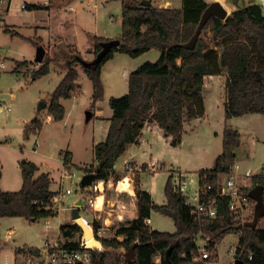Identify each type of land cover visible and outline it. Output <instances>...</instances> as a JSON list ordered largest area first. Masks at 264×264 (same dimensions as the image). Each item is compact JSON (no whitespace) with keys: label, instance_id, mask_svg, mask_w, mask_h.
I'll return each mask as SVG.
<instances>
[{"label":"trees","instance_id":"trees-1","mask_svg":"<svg viewBox=\"0 0 264 264\" xmlns=\"http://www.w3.org/2000/svg\"><path fill=\"white\" fill-rule=\"evenodd\" d=\"M120 1L119 46L110 50L100 63L89 67L80 64L79 55L75 52L66 58V73L51 94L48 112L53 121L63 120L65 110L60 99H70L76 92L79 77L77 66L92 84L91 101L95 105L104 97L101 69L115 52L134 59L157 49L160 55L155 62H145L128 74L127 93L109 99L112 116L107 136L93 147L96 165L89 166V172L95 175V180L118 181L119 176L113 168L115 161L128 145L138 142L144 124L155 122L164 135L171 138V145L179 146L184 122L205 116L202 95L204 78L219 75L225 70L222 150L213 168L198 172L202 198L215 199L217 217L202 222L192 216L185 204V197L173 191L171 176L164 187V205L154 203L151 195L140 189L137 182L136 218L116 224L113 227L114 236L110 238L98 235L101 225L93 220V238L100 248L93 244L88 249L90 264H193L196 255L193 239L199 233L208 237L209 261H214L216 246L226 235L239 231L241 234L234 258L242 264H264V228L259 227L264 212L256 210L251 197L252 190L261 186L264 206V174L252 176L250 187L244 190L252 202L253 212L250 221L243 226L240 221L231 218L227 206L229 198L217 194L219 175L231 169L240 147V134L229 128L226 121L246 114L264 115V12L257 5H248L233 11L225 20L211 16L202 27L198 39L190 46L202 14L209 6L205 0H181V8H159L152 4L143 6L141 0ZM38 7L32 5L29 10ZM208 30L213 35L212 45L203 38V33ZM108 40L93 37L92 53L96 55L101 50L100 44ZM51 62L50 58L45 57L31 71L32 77L37 80L45 76ZM21 65L18 63L17 67ZM40 128L41 123L33 120L23 133L35 134ZM63 160L68 167L70 160L67 154ZM19 168L22 178L20 190L0 191V220L24 217L37 221L53 216L51 200L55 194L49 190V175L41 173L36 176L37 166L27 160H21ZM152 212L172 219L175 232L163 233L150 229L145 219L150 218ZM76 229V225L60 227L65 237H70L71 230ZM66 246L78 248L76 243L71 242ZM119 249H123L125 254L116 255L108 251ZM29 250L36 251L33 248ZM21 252L23 249L17 250V254ZM250 255L252 258L249 260Z\"/></svg>","mask_w":264,"mask_h":264},{"label":"rangeland","instance_id":"rangeland-1","mask_svg":"<svg viewBox=\"0 0 264 264\" xmlns=\"http://www.w3.org/2000/svg\"><path fill=\"white\" fill-rule=\"evenodd\" d=\"M24 1L28 4L34 5L39 0ZM150 1L157 7L163 6L164 4L166 5L168 1L171 4H167V6L174 7V2L176 0ZM205 1L208 4L211 2H220L230 15L233 10L251 5L253 0ZM21 2L22 0L11 1L8 10V14H10L8 22L18 26V32L25 37L33 36L35 31L34 27L40 26V28L37 29L36 34L40 37L42 43L47 41L50 34L47 29L48 27L54 34L61 38L70 35L72 43L78 45L83 43L84 47L90 43V41L88 42V37L95 34L107 35L111 38H119L121 34L122 7L120 0H109L107 3H103V0H65L63 6L60 8H50L49 11L41 10L36 12L28 11L29 8L24 12L20 11L19 7ZM54 2L55 0H49V6L54 5ZM68 7L73 8V11H68ZM212 37L213 35L210 30L203 33L204 40L210 45L213 44ZM33 39L34 38H31L32 41L29 42L19 36L11 37L6 33L0 32V62L5 65L4 71L0 73V179L2 190L11 189V186H4L3 182L12 184L20 181L19 162L21 160H27L36 165L41 163L49 164L51 167L53 166L52 168H54L55 171H57L60 166V163H58L59 152L67 149L73 153L74 161L76 163L81 164L84 162H92V150L89 145L85 146L83 139L84 136L87 135L84 133V130H91L93 121H87V113L90 111L85 112L86 110H83L84 108L82 107L78 111L76 118L75 116H72L68 119L69 124L67 123L66 127H63L62 123L45 126L37 143L36 139L38 136L30 135L28 139L24 138L22 121L27 119L31 110H36L40 103H47L50 101L51 97L48 78L43 79L40 82L37 80L31 83L30 78H24L17 74H13L10 70V61L12 59L19 61L28 60L31 52H34L35 55L36 46L33 42L36 40ZM50 45L52 46V44L46 46L47 52L45 57L50 58L53 63H64L65 58L71 56L63 54L64 42H59L54 45L52 49ZM67 52L72 54L74 51L69 47ZM158 55L157 49H152L134 59L125 54L118 53V55L114 57L116 59L105 66L104 79L107 81L106 83L108 85L105 89V97H111L113 91L116 93H123L116 97L125 95L128 91V83L127 78L122 76L123 69H127L128 72L135 71L145 62H155ZM23 66L22 63L21 66H15V68L18 70ZM28 72H30L28 67L26 70H19V73L27 74ZM84 81L90 85L88 80L84 79ZM108 82L113 84V88L109 86ZM82 85L83 88L81 90L82 94H80V98L83 99L86 97L85 99L88 103V95L90 91L86 92L85 84L83 83ZM204 85L202 95L204 96V102L207 108V120L202 123H194L196 130L193 134L190 133L185 137L182 152L177 153L174 151L173 154L175 156L169 154V157L171 156L172 158L170 159L166 157L167 165L165 168L159 170L157 175L154 177H151L148 174L143 175L142 182L145 183V187L152 188L154 200L160 205L166 203L163 188L170 170L180 167L184 172H188L190 174L188 179L194 181L195 188L198 182L197 173L192 171L213 168L216 157L221 153L222 131L225 123L223 115V89L225 87V80L224 78H210L205 81ZM66 104L67 107H69L72 102H67ZM6 108L10 109L8 113L5 111ZM74 118H79V124H71L75 120ZM28 121L31 122L32 118ZM227 124L230 128L236 129L240 134V147L237 150V159L235 158V161L238 166H240L241 172L248 173V175L251 174L252 176L263 174L264 115L252 114L241 118L233 117L227 122ZM5 141H8L10 145L7 146L2 144ZM34 148L37 149V153L32 151ZM48 155H51V158H48ZM139 168V170L133 171L134 179L136 180L138 179L137 173L141 171L146 173L150 172V170H145L141 166ZM61 176L63 177L61 180L62 191L68 189L72 192V195L64 196V198L61 197V200H63L64 203V205H62V208L65 210L64 217L69 218L71 202L76 199H81V188L79 183L82 177V172L79 169L72 167L69 172L62 173ZM127 181V179H124L120 184V188L125 187ZM110 195L111 191H108L106 196L109 197ZM86 212L88 217H83L86 221L93 222V220H98L96 218L97 215L89 205L87 206ZM252 212L253 210L251 208L250 212L244 216V222L250 221L252 218ZM80 215H82V212H80ZM58 221L59 216L49 219H39L30 224L24 218H3L0 223V264H18L20 262V256H14L13 250L15 245L26 243L28 245L41 247L43 241L46 239L45 224L48 223L50 225H55ZM97 222L101 225L98 230V235L100 237L110 238L114 236L115 229L113 227L116 224L106 226L102 217H100ZM105 222L109 223L108 221ZM70 223V220L65 222V224ZM150 226L151 229L158 232L173 233L175 231L172 219L156 212H152L151 214ZM259 227L264 228V219L259 221ZM9 229H14L15 234L10 238H7V231ZM71 232V236H64L63 240L65 243H76L78 247L82 246L86 239V234H89L88 231L85 232L80 230L78 226L75 231L71 230ZM237 241V234L226 235L217 248L219 256L218 260L216 262L212 261L213 263L211 264H234L235 259L232 260L234 256H232V252L229 251V248L232 247V249H234ZM86 242L90 243V245L96 244L100 248L99 243L94 241L93 235L92 238L88 239ZM108 251L116 255L125 254L123 249ZM158 261L159 259L156 258V262Z\"/></svg>","mask_w":264,"mask_h":264},{"label":"crops","instance_id":"crops-1","mask_svg":"<svg viewBox=\"0 0 264 264\" xmlns=\"http://www.w3.org/2000/svg\"><path fill=\"white\" fill-rule=\"evenodd\" d=\"M61 1L62 0H55L54 5L49 6V0H39L37 3L34 4L36 6H39L38 9H30L28 11H30V12L35 11L36 12V11H41V10L49 11L50 8L57 9V8H60L61 6H63L65 0L62 2ZM108 1L109 0H103V3H107ZM22 2H25V1L22 0ZM151 4L154 5V3H152V2H151ZM167 4H171V3H169L167 1L166 5L164 4L163 6H159V8H181V0H176L174 2V5H175L174 7L173 6H167ZM28 6L31 7L32 4H28ZM1 9H2V11L0 14V32L6 33V34L10 35L11 37L19 36L20 38H24V39L28 40L29 42L32 41L31 38H34L33 40H36L33 42V44L36 46L35 55H34V52H31L30 58L28 60L19 61V60L12 59L10 61L11 73L17 74V75L22 76L24 78H30L31 83H33L37 80L40 82L43 79L48 78L49 79L48 83H49V88L51 90V92H50L51 94L54 91V89L57 87L59 82L63 79V77L66 73L65 61H64V63L63 62H61V63L54 62L53 63V61H52L49 65L48 73L45 76H43L42 78L37 79V80H35L32 77V72H28L27 74L19 73V70L23 71V70H26L27 67L28 68L33 67L34 66L33 64H37L36 66L38 67L39 64H41V62L45 58V55L47 52V50H46L47 45L52 44V46L50 45L51 49H52V47L54 45L58 44L59 42H64L65 45L63 46V54L72 55V54L67 52L69 50V47H70L84 61H92L93 58L95 57V55L92 53V50H93L92 39H93V37L106 38L109 40L120 38V36H119V38L118 37L117 38L116 37L111 38V37H108L107 35L104 36V35H96L95 34L91 37H88V42L90 41V43H88V45L86 47H84L83 43L81 45H78L76 43H72V41L70 40L71 39L70 35L66 36L64 38H61V37L57 36L56 34H54L53 31H51L48 27L47 29L49 30L50 34L48 36L47 41L45 43H42V40L36 34L37 29L40 28V26L34 27L35 31H34L33 36L25 37L18 32V26L14 25L11 22H8L9 15H10V14H8V10H9L8 5L2 4ZM68 11L72 12L73 8H72V10L68 9ZM233 11H235V10H233ZM40 47H42L44 49V55H43L42 61L40 63H37L35 61V58H36L37 50ZM158 54L160 55L159 51H158ZM117 55H118V52H115L113 54L112 58H110L103 65V67L101 69V81H102V85L104 88V97H103L102 101L97 102L95 105L92 104V101H91L92 84H91L90 80L86 77V75L84 74L83 70L77 66L79 77H78V80L76 81V84H77L76 92H74L73 96L70 99H60V104L63 106V108L65 110V115H64L63 120L58 121V122H55L52 120V117L48 112V107L50 104V101H48L47 103H43V104H45L44 106L42 105V103H40L39 106L37 107V109L31 110L27 116V119H24L22 121V123H23V127H22L23 130L22 131H24L25 127L30 126V124L33 120H36L39 123H41V128L35 134L24 135V133H23L25 139H28V137L30 135H33L36 137L38 136L36 139V143H37L39 140V136H40V134L43 131V128L45 126H50V125H53L55 123H62L63 127H66L67 123L69 122L68 119L72 116H75V118H76L78 111L81 109V107L84 108L83 110H86L85 112L90 111L89 113L91 114L90 115L91 117L89 119H87V121L92 120L93 126H92L91 130H84V133H86L87 135L84 136L83 140H84L85 146L89 145L90 149L92 150V159H91L92 162H89V163L84 162V163L78 164L74 161L73 153L66 149L65 151L59 152L58 163H60V166H59V169H57V171H55L54 168H52L53 166L51 167L49 164H45V163H41L39 165L35 164L38 168V171L36 172V176L40 175L41 173H47L49 175V178L51 180L49 190L53 194H57L60 191L65 192V191H62V189H61V183H62L61 180L63 178L61 176V174L66 173V169L63 165L64 160L62 159V157L65 154H67V156H69V160H70L69 164L74 168L82 169L86 166H90V167L92 166L93 167L96 165V162L94 160V155H93V147L95 144L103 142L106 139L108 128L110 125V118L112 116V110L110 108H107V107H109L108 101L110 98H112L114 96L116 97V96H120L123 94V93H116L115 91H113V95L111 97H105V89L108 86L106 83L107 81H105V79H104L105 66L109 62H112L114 59H116L114 57H116ZM159 55H158V57H159ZM67 57L69 58L70 56H67ZM55 58L58 59L57 57H55ZM65 60H66V58H65ZM18 63H24L25 65L23 67H21L20 69L16 70L15 66H17ZM24 67H25V69H24ZM1 72H3V71H1ZM124 72H127V74H129L133 71L128 72L127 69H123V73ZM123 73H122V76H123ZM221 73L219 75H216V76H206L203 80V89L205 86L204 83L207 79L224 78V80H225V77H226L225 70H222ZM84 79L88 80L90 82V85L87 84V82H85ZM83 83L85 84V91L86 92L90 91V93L88 95L89 96V102L88 103L85 99L86 97H84L83 99L80 98V94H82L81 90L83 88V85H82ZM108 84L110 87L113 88V84H111L109 82H108ZM223 91H224V89H223ZM48 93H49V91H48ZM223 97H224V95H223ZM203 98H204V96H203ZM67 102H72V104L69 107H67V104H66ZM204 106H205V116L204 117L198 118V119H192V120H188V121L184 122L183 132H182V137H181L182 138L181 143L177 147H173L171 145V138L166 137L163 133V130L155 122H146L144 124L142 130H141V135H140L138 142L136 144L128 145L125 152L115 161L113 168H114L115 173L119 176L118 181H114L113 179H109L107 182H105L103 180H95L90 186H86L83 188L80 186V188H81L80 189L81 190L80 191L81 199H79V200L76 199V200L71 202V206H70L71 210H70L69 218L66 217L67 218L66 219L64 217L65 216V213H64L65 210H64V208H62V205H64L63 200H61V202L58 205H54L55 208L53 209L54 210L53 216L48 217V218H42V219H49V218H55L56 216H59V221L57 222V224H55V225H50L48 223L45 224V229H46L45 238L46 239L43 241L42 246L44 245V243L47 240L53 239L55 237L59 238V241L61 244L66 245V243H69V242H66V243L64 242V240H63L64 235L62 234L60 227L62 225H72V221H73L72 212L75 209L78 211V217L79 216L88 217L87 212H86V209L88 206V200L89 199L94 200V203H95V200H96L95 197L98 194H101L102 198H103L102 209H101V211H97L94 207L93 211L97 215V216L96 215L95 216H96V218H98V220L100 219V217H102L103 222L105 223L106 226L111 225V224H118L120 222L132 220V219L136 218L137 206H136V200H135V187H136L137 182L140 186V189L147 191L151 195L153 202L156 203L154 200V195H153L154 193L152 191V188L151 187H148V188L145 187V183L142 182L143 181V175L148 174L151 177H154L155 175L158 174L159 170L166 167V165H167L166 164V157H168L170 159L172 158L171 156L169 157V154H171L172 156H175L173 154L174 151H176L177 153L182 152V148L184 147L183 143L185 141V137H187V135L190 133L193 134V132H195V130H196V126L194 123L195 122L196 123H202L203 121L207 120V118H208L207 108H206L205 102H204ZM5 111H6V113H8L10 111V109L6 108ZM223 115H224V105H223ZM247 115H252V114H246V115H243L240 117H234V118H241V117H245ZM253 115H257V114H253ZM31 118H32V121L31 122L28 121V120H31ZM231 119L232 118L228 119L226 121V124ZM224 121H225V119H224ZM71 124H79V118L75 119ZM224 126H225V123H224ZM227 126L229 127L228 124H227ZM234 130H236V129H234ZM2 144L7 145V146L10 145V143L8 141L3 142ZM32 151L37 153L36 148H34ZM48 158H51V155H48ZM236 159H237V151H236ZM234 164L238 166L236 161ZM140 166L145 170H147V169L150 170V172L146 173L144 171H141V172L137 173L138 179L136 180V179H134L133 171L139 170ZM61 167H62V169H61ZM156 169H157V171H156ZM238 169L241 172L240 166H238ZM173 170H180V172L185 174L187 179H188V176L190 175L188 172H184L183 170H181L180 167H178L177 169H173ZM200 171L201 170L192 171V172L197 173V179H198V172H200ZM241 173L248 174V173H244V172H241ZM171 174H173L172 170L169 171L168 177L171 176ZM84 175H86V174L82 173V177ZM19 176H20L19 182H14L12 184L7 183V182L6 183L3 182L4 186H11V189H5V190L1 189L2 185H1V179H0V191H2V192H16V191L20 190V188L22 186V178H21L20 168H19ZM82 177H81V179H82ZM173 178H174V176H173ZM124 179H127L128 181L126 182L127 185L125 186V188L122 189V188H120V184L122 181H124ZM100 182H102V184H103L101 190L98 188ZM164 187H165V185H164ZM108 191H111V195L109 197L106 196V193H108ZM163 191H164V188H163ZM69 195H72V192H70V194L63 195V198H64V196H69ZM156 204H158V203H156ZM158 205H160V204H158ZM80 212H82V215H80ZM14 218H24V217H14ZM149 219H150V223L148 224V226L151 229V226H150L151 215H150ZM1 220H0V223H1ZM25 220L28 221L29 224L34 222V221L27 220V219H25ZM68 220H70L71 223L65 224V222H67ZM105 221H108L109 223H106ZM52 229H53V231H56V232H53ZM14 234H15V230L9 229L7 231V238H10ZM92 235H93V232H92L91 236ZM218 245L216 246V259L214 260V262H216L218 260V257H219L218 253H217ZM38 247H40V246L28 245L26 243H23L20 245L19 244L15 245L14 250H13L14 256L16 257V256L20 255V253L17 254V250H20V249L24 250V249H30V248L38 249ZM211 263H213V262L209 261V264H211Z\"/></svg>","mask_w":264,"mask_h":264},{"label":"built area","instance_id":"built-area-1","mask_svg":"<svg viewBox=\"0 0 264 264\" xmlns=\"http://www.w3.org/2000/svg\"><path fill=\"white\" fill-rule=\"evenodd\" d=\"M12 0H0V14H1V5H8L10 7ZM251 5H257L262 11H264V0H253ZM28 3L22 2L20 4V11L24 12L28 10ZM72 10L71 7L68 8ZM37 64H34L33 67L29 68V71H33L37 68ZM5 65L0 62V72L4 71ZM127 72L123 73V76L127 77ZM63 159V157H62ZM64 165V163H63ZM66 172L72 168L69 164L68 167L65 166ZM84 174H93L90 173V167L86 166L82 169H79ZM171 174V186L174 192L179 193L185 197V204L190 209V214L194 216L198 221L206 222L214 220L217 217V204L215 199H204L202 198L203 189L200 187L197 182V186L194 188V181L192 179H187L185 174L180 172V170H172ZM264 174V173H263ZM174 176V178H173ZM251 177L248 174L240 173L237 165H233L231 169L223 174L219 175V187L217 189V194L219 196H226L229 198L228 209L231 213V218L234 221H240L243 226L245 222L243 221L244 216L247 215L251 208L252 202L249 196L244 191L249 188L251 185ZM81 180V179H80ZM264 180V176H263ZM190 193H189V192ZM70 190H65V192H58L55 194L51 200L52 209L55 208L54 205H58L61 202V197L66 194H70ZM88 205L94 209V200L89 199ZM98 219V218H97ZM85 227H83L82 225ZM150 219H145V224H149ZM72 225H76L80 230L88 231L89 234H86V239L82 246L78 248H72L61 244L59 238L55 237L53 239L47 240L44 245L36 251H31L29 249H24L20 253V262L18 264H90L91 254L88 249L91 246H87L86 241L92 238L91 234L93 232L92 222L86 221L83 217L79 216L76 220L72 221ZM241 234V231L237 233L238 239ZM195 243V252L196 255L193 259V264H209L210 251L208 249L209 239L203 234H197L194 239ZM238 248V241L235 245V248H229V251L232 252V256L235 255ZM252 255L248 257L250 260ZM235 258H232V260ZM236 260V259H235ZM234 260V261H235Z\"/></svg>","mask_w":264,"mask_h":264},{"label":"water","instance_id":"water-1","mask_svg":"<svg viewBox=\"0 0 264 264\" xmlns=\"http://www.w3.org/2000/svg\"><path fill=\"white\" fill-rule=\"evenodd\" d=\"M140 4L143 6H150L151 2L149 0H141ZM211 16H217L221 20H225L226 17L229 15H228L227 10L219 2L209 3V6L207 7V9L202 14V17L199 21L198 27H197L193 37L191 38V40L189 42L190 46L193 45L195 43V41L198 39L202 27L204 26L206 21ZM119 44H120L119 39H111V40L102 42L100 44L101 50L95 55L93 60L92 61H84L83 59H81L79 57L80 64L83 67H89V66L97 65L98 63H100L104 59V57L108 54V52L110 50H112L113 48H117L119 46ZM43 55H44V49L42 47H40L37 50L35 61L37 63H40L43 59ZM42 105L44 106L45 104L42 103ZM87 114H88L87 119H89L91 117L90 116L91 114L90 113H87ZM94 181H95V175L94 174H86L82 177V179L80 181V186L82 188L86 187V186H90ZM261 192H262V187L258 186L257 188L252 190L251 197L253 198V200L255 202L256 210L260 211V212H264V206L262 203ZM77 218H78V211L75 209L72 212V219L76 220ZM234 264H242V262L240 260L236 259L234 261Z\"/></svg>","mask_w":264,"mask_h":264},{"label":"bare ground","instance_id":"bare-ground-1","mask_svg":"<svg viewBox=\"0 0 264 264\" xmlns=\"http://www.w3.org/2000/svg\"><path fill=\"white\" fill-rule=\"evenodd\" d=\"M102 182L99 183V186L98 188L101 190L102 189ZM95 197V196H94ZM93 197V198H94ZM96 200H95V203H94V207L97 211H101L102 209V204H103V198H102V195L101 194H98L96 197ZM88 246H90V243L86 242Z\"/></svg>","mask_w":264,"mask_h":264}]
</instances>
